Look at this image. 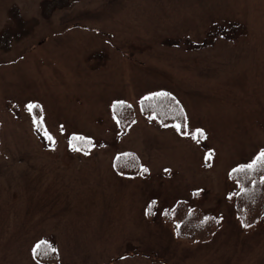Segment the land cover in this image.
Returning a JSON list of instances; mask_svg holds the SVG:
<instances>
[{
    "label": "rangeland",
    "instance_id": "374dc122",
    "mask_svg": "<svg viewBox=\"0 0 264 264\" xmlns=\"http://www.w3.org/2000/svg\"><path fill=\"white\" fill-rule=\"evenodd\" d=\"M261 150L264 0H0V264H264L229 177Z\"/></svg>",
    "mask_w": 264,
    "mask_h": 264
},
{
    "label": "trees",
    "instance_id": "16d2710c",
    "mask_svg": "<svg viewBox=\"0 0 264 264\" xmlns=\"http://www.w3.org/2000/svg\"><path fill=\"white\" fill-rule=\"evenodd\" d=\"M171 98L172 95L168 92L155 93L152 97H147L141 100L140 111L143 114L153 115L162 122L166 121L167 123L168 121L166 119L168 117L180 121L181 109L176 101ZM119 103L120 104L112 106V111L118 119L119 125H121L123 129L126 125L127 117H129V115L132 116L129 117L131 120L134 118L135 114L132 106L130 107L123 102ZM252 159L242 164L249 163ZM135 161H137L136 155L134 153L126 152L119 154L115 158L114 165L118 170L120 162H123L126 166H132V163ZM234 169L230 171L229 177L230 180L236 182L238 189L234 201L236 208L235 214L237 217L236 220L241 224L242 228L249 229L256 226L261 219H264V182H262V177H264V165L257 166L255 171L234 172ZM127 171L128 168L124 172ZM178 206H181V203ZM195 208V210H187L186 216L196 228L192 229L188 227L186 229L192 230V233H194L195 230H198V234H202L203 216L201 211L197 209L198 207ZM179 229L180 227H176V234L178 236L182 234Z\"/></svg>",
    "mask_w": 264,
    "mask_h": 264
},
{
    "label": "snow or ice",
    "instance_id": "6c2138e0",
    "mask_svg": "<svg viewBox=\"0 0 264 264\" xmlns=\"http://www.w3.org/2000/svg\"><path fill=\"white\" fill-rule=\"evenodd\" d=\"M29 109L34 107L33 105L28 106ZM179 128V126H177ZM47 136L48 134L45 133ZM196 135H203V132L201 129H196V133L194 134L193 138H195ZM51 139V137H48ZM264 165V150H261L258 155H256L249 163L242 164L238 166L236 169H234V172H244V171H255L257 166ZM262 182H264V177H262ZM35 251V249H34Z\"/></svg>",
    "mask_w": 264,
    "mask_h": 264
}]
</instances>
